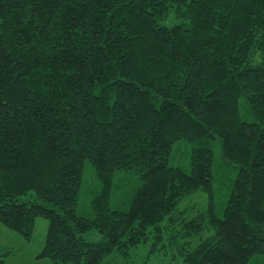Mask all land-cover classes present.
<instances>
[{
  "label": "trees",
  "instance_id": "1",
  "mask_svg": "<svg viewBox=\"0 0 264 264\" xmlns=\"http://www.w3.org/2000/svg\"><path fill=\"white\" fill-rule=\"evenodd\" d=\"M181 138L188 172L169 163ZM216 138L237 167L220 216ZM85 160L91 216L76 211ZM117 171L138 182L113 207ZM198 189L208 203L187 217L178 203ZM37 216V256L58 264L147 239L183 264L264 253V0H0V220L28 237Z\"/></svg>",
  "mask_w": 264,
  "mask_h": 264
},
{
  "label": "rangeland",
  "instance_id": "2",
  "mask_svg": "<svg viewBox=\"0 0 264 264\" xmlns=\"http://www.w3.org/2000/svg\"><path fill=\"white\" fill-rule=\"evenodd\" d=\"M175 20L174 12L164 20L166 25H171ZM240 112L244 119H250L246 114L240 98ZM190 145L184 138L176 140L171 148L169 163L182 167L185 171H190ZM212 186L215 211L220 216L226 203L230 187L237 173V167L233 163H226L220 157V141L216 138L212 145ZM116 187H113L111 203L114 207L123 199L125 204L130 191L136 186L138 178L136 174L123 171L115 173ZM99 188L93 165L85 160L82 170L81 187L79 189L76 211L78 214H92L90 208V198L92 192ZM208 193L203 190H196L185 195L178 203V209H184L186 216L191 217L196 209L202 208L208 203ZM122 205V203H121ZM47 228V220L42 216H37L34 221L32 233L25 237L17 230L9 227L0 220V247L9 246L16 252L1 255L0 264H58L51 256H37L42 249ZM87 240H96L100 237L97 229H89L83 233ZM166 240V238H165ZM151 248V241L147 239L129 249V254L124 255L113 252L107 256L105 264H183L182 257H172L170 252ZM2 253V250H0ZM247 264H264V253L258 252L250 256Z\"/></svg>",
  "mask_w": 264,
  "mask_h": 264
}]
</instances>
